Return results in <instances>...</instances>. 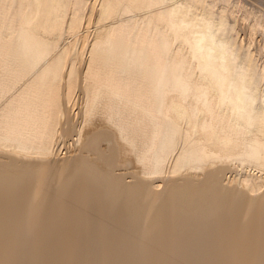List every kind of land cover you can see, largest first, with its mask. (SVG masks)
Wrapping results in <instances>:
<instances>
[{
	"label": "bare ground",
	"instance_id": "obj_1",
	"mask_svg": "<svg viewBox=\"0 0 264 264\" xmlns=\"http://www.w3.org/2000/svg\"><path fill=\"white\" fill-rule=\"evenodd\" d=\"M206 3L0 0V264H264V41Z\"/></svg>",
	"mask_w": 264,
	"mask_h": 264
},
{
	"label": "rangeland",
	"instance_id": "obj_2",
	"mask_svg": "<svg viewBox=\"0 0 264 264\" xmlns=\"http://www.w3.org/2000/svg\"><path fill=\"white\" fill-rule=\"evenodd\" d=\"M212 1H214V3H213L214 5L212 8L213 11H216L215 13H220V12L224 13L223 15L227 17V18L226 17L225 18L228 20V22L230 24L234 25L235 31L237 32L238 36L241 39H244V41L246 42V40L249 38V36L251 37L250 39H252V41H253V42H250L252 44L251 48H252L253 52L255 53V56H257L258 54H256L257 53L256 51H258L259 48H262L261 44H263V41H264L263 40V29H262L263 27H261V26L257 27L256 26L257 28L255 27V30L253 33V31H251L252 30L251 25L253 23L257 22L260 19V17H262L264 15V0H206V1L203 0L204 6H206L205 5L206 2H207L206 4H210ZM197 7H198L197 9L196 8L193 9L195 12H197V11L199 12L201 10L200 5H198ZM98 8H99V6L95 9V11ZM90 25H92V24H90ZM89 29H88L89 31H87L88 33H87L86 47L82 51L83 52V55L81 57V60L83 62L82 65L85 64L86 58H87L88 53H89V48L94 41L92 31H94L95 28L93 29V26H90ZM80 34H83V33H80ZM79 40H81V37H79ZM80 46H81V44L78 45L79 50H80ZM262 52L264 53V49L262 50ZM1 77H2V75L0 74V78ZM0 83H3V82L0 81ZM76 90H78V91H75V94H73L72 98L70 99V103L69 102L67 103L65 101V98L63 97L64 103H62V104L63 105L65 104L66 106L62 105V108H63L62 110H66V109L67 110H66V113L63 114L65 116V117H63L64 119L63 118L61 119V122H62V120H65V121H63L64 126L62 123H60L62 125L61 128H64V127L66 128V126H68V127L70 126V128L72 127V129L74 130L77 127H79L78 126L79 121L81 123L82 119L80 120L79 117H81V116L78 114V112L83 107L84 95L82 94L83 92L81 93L80 88H77ZM5 99H6L5 96L0 95V112L2 111L3 108H5V105H6ZM72 102H74V103H72ZM63 112H65V111H63ZM102 112H104V109L99 110V112L94 117V121L102 122L105 119L106 115L100 114ZM66 115H68V116L66 117ZM71 123H72V125L74 124L75 127H73L72 125H68ZM61 125H59V127ZM59 131H61V130H59ZM60 135L61 134L58 135V139H57V143H58L57 146L58 147L57 146L55 147L56 150L54 151L52 156H50L48 158L49 162L51 161V163H53L54 161L55 162L56 161L57 162L62 161L64 159H66V156L67 157L71 156L72 154H75L77 152L78 147H77V144L73 142L74 138L72 136H66L63 134L61 136ZM59 136H60V138H59ZM61 137H63V138H61ZM238 172L241 173L240 171H238ZM238 172H236V170L226 169L225 173L222 177L221 182H223V183L224 182L227 183V181L229 182V180L231 179L232 176H233L232 179L233 178L236 179L237 176H235V175L239 174ZM239 177H240V175H239ZM239 177H238V180L240 179ZM238 180H235V182H237ZM156 181L153 182V185L154 184L158 185V183H159L160 185L157 189H160L161 188L160 186H162V184L159 180L157 181V183H156ZM261 190H264V187Z\"/></svg>",
	"mask_w": 264,
	"mask_h": 264
}]
</instances>
